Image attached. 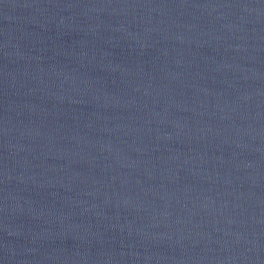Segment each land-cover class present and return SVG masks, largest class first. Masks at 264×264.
I'll use <instances>...</instances> for the list:
<instances>
[{
    "label": "water",
    "instance_id": "obj_1",
    "mask_svg": "<svg viewBox=\"0 0 264 264\" xmlns=\"http://www.w3.org/2000/svg\"><path fill=\"white\" fill-rule=\"evenodd\" d=\"M0 264H264V0H0Z\"/></svg>",
    "mask_w": 264,
    "mask_h": 264
}]
</instances>
